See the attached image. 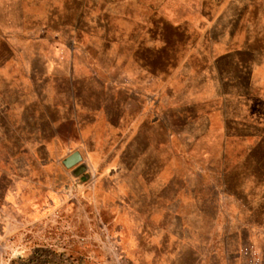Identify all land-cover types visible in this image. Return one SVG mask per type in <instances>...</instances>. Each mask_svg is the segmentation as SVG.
Listing matches in <instances>:
<instances>
[{
    "label": "rangeland",
    "instance_id": "374dc122",
    "mask_svg": "<svg viewBox=\"0 0 264 264\" xmlns=\"http://www.w3.org/2000/svg\"><path fill=\"white\" fill-rule=\"evenodd\" d=\"M123 205L264 264V0H0V264H130Z\"/></svg>",
    "mask_w": 264,
    "mask_h": 264
},
{
    "label": "crops",
    "instance_id": "0c3cea01",
    "mask_svg": "<svg viewBox=\"0 0 264 264\" xmlns=\"http://www.w3.org/2000/svg\"><path fill=\"white\" fill-rule=\"evenodd\" d=\"M74 129L78 133L80 144L89 141L87 136L86 139H83L85 128L82 123L75 124ZM48 145L47 150L53 151L50 143ZM54 150L56 153L52 156L50 154L49 159L60 156V147L54 148ZM24 173L26 176L29 175L28 166ZM28 180L27 177L26 182ZM124 207L125 205L120 211L122 213L118 212L113 219L112 233L113 237L120 239L119 251L129 259L130 264H206L204 255L197 252L191 241L179 236V231L172 230L170 226L157 227L153 230L143 229L139 224V216L131 214ZM166 218L171 222H179L180 219L176 215L166 216Z\"/></svg>",
    "mask_w": 264,
    "mask_h": 264
},
{
    "label": "water",
    "instance_id": "95a60500",
    "mask_svg": "<svg viewBox=\"0 0 264 264\" xmlns=\"http://www.w3.org/2000/svg\"><path fill=\"white\" fill-rule=\"evenodd\" d=\"M82 157L79 152H73L69 156H67L63 161L62 165L66 169L74 168L73 174L78 176L85 171V166L81 164Z\"/></svg>",
    "mask_w": 264,
    "mask_h": 264
}]
</instances>
